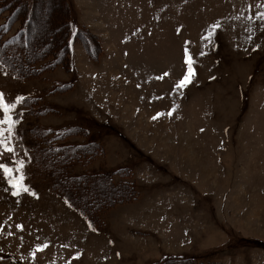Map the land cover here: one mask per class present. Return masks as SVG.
Segmentation results:
<instances>
[{
  "label": "rangeland",
  "instance_id": "rangeland-1",
  "mask_svg": "<svg viewBox=\"0 0 264 264\" xmlns=\"http://www.w3.org/2000/svg\"><path fill=\"white\" fill-rule=\"evenodd\" d=\"M32 2L13 53L28 44L45 60L61 58L62 0ZM69 2L80 31L71 71L54 61L17 77L0 62V93L14 104L0 113L6 134L16 122L14 151L0 163L28 189L13 196L0 172V264H162L182 255L264 264V21L255 17L264 0ZM24 11L9 15L4 37ZM47 127L69 131L60 145L96 139L100 154L83 170L129 174L137 196L115 201L91 226L51 189L49 173L61 179L64 162L36 170L31 133ZM82 194L101 198L97 185Z\"/></svg>",
  "mask_w": 264,
  "mask_h": 264
},
{
  "label": "trees",
  "instance_id": "trees-1",
  "mask_svg": "<svg viewBox=\"0 0 264 264\" xmlns=\"http://www.w3.org/2000/svg\"><path fill=\"white\" fill-rule=\"evenodd\" d=\"M15 1V0H14ZM4 3L6 7H12V0H0V6ZM63 8L67 15L66 26L67 31L65 35V45L64 49L58 50L57 53L62 55L61 58L56 55L53 58H48L45 60V57H41L40 52H36L33 47L24 45L21 50H16L13 53L15 48L12 41L16 38L15 34L21 37V34L26 35L28 30L26 29L27 24L31 21V14L33 11L34 3L32 0H20V3L13 6V12L9 10L6 13H3L2 7H0V62L14 75L17 77L33 75L39 73L43 67H49L52 63H59L68 66V69L71 71L72 67V51L74 43L79 40V28H73L71 18H72V9L69 0H62ZM18 6H22L25 9V17L22 22L17 19L19 24L15 33H12L9 36H5L4 30L7 23L13 24L14 21H11L9 18L10 14L16 13ZM5 8V7H4ZM15 11V12H14ZM12 14V15H14ZM11 15V16H12ZM12 22V23H11ZM10 25L8 27H10ZM28 37L22 39V43H26ZM14 57V58H12ZM60 59V60H58ZM32 105H28V112H42L41 109L36 108L33 111L31 110ZM38 109V110H37ZM28 114V113H27ZM51 127H47L37 131V133H31L32 150L34 154V164L36 170L42 174H46L48 166H51L52 163L59 164L58 162H64V165L58 169L57 174L63 172V177L59 179V175L54 174V170L49 173L51 178V189L53 192L61 195L64 200L70 205L74 210H76L87 222L93 226L98 227V223L102 221L103 213L112 205L115 201H124L133 199L137 196L136 188L133 185V180H130L129 174L121 173L119 170H105V171H85L84 166L91 161L95 155L100 154V144L96 139L87 140L83 143H63L62 145L58 144V140L64 139L66 133L69 131H50ZM77 129V128H74ZM71 131V130H70ZM30 135V133H29ZM65 150V151H64ZM51 153H57L52 155ZM51 162L50 164H48ZM81 170L79 173H75L74 170L78 168ZM55 168V166H54ZM125 169V168H123ZM53 173V174H52ZM65 173V174H64ZM114 175H118L121 179L118 182H115ZM103 182L107 188V194L102 189L104 186L102 184L98 185L97 183ZM106 183V184H105ZM97 185V189L100 190L101 198H96L98 201L89 203V200H85V194H82L86 187ZM87 199V198H86ZM87 201V202H86ZM101 202L100 204H98ZM172 261V262H171ZM225 264L217 261H203L202 259H197L189 255L182 256H167L163 259L162 264Z\"/></svg>",
  "mask_w": 264,
  "mask_h": 264
},
{
  "label": "snow or ice",
  "instance_id": "snow-or-ice-1",
  "mask_svg": "<svg viewBox=\"0 0 264 264\" xmlns=\"http://www.w3.org/2000/svg\"><path fill=\"white\" fill-rule=\"evenodd\" d=\"M255 17L264 21V12L257 11L255 13ZM249 19H252V17H248ZM218 26L214 25L212 27ZM185 62H188L187 58V53H186V60ZM190 75L191 73H186L184 77L177 82L176 88L179 89L180 87H183L186 83L190 81ZM16 102H22L23 97H16ZM14 104L12 103H7L4 100V96L2 93H0V113L7 115V112L9 109L13 108ZM169 114H171V110L169 111ZM160 113H157V116H159ZM155 118V117H153ZM10 121V118H9ZM6 123V120L3 118H0V154H3L4 152L11 153L14 151V149L10 146L12 143V135H13V129L15 127V121H10L8 122V130L7 134L5 133L4 125ZM23 165L18 164L15 171L19 175L20 170L22 169ZM13 171L12 168H10L8 165L4 163H0V172L4 174V178L7 180V183L9 184L10 188L12 189V195L13 196H18L20 195L21 191H28L27 188H20L19 184L10 176V173ZM22 226L21 225H16L17 229H20ZM41 247H47V242H45L43 245H37L36 250H40ZM79 255V254H77Z\"/></svg>",
  "mask_w": 264,
  "mask_h": 264
}]
</instances>
